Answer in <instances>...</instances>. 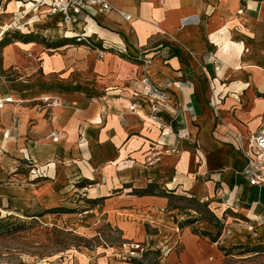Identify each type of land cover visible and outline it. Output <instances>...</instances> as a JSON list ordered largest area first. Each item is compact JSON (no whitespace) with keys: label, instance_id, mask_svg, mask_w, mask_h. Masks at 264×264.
Returning a JSON list of instances; mask_svg holds the SVG:
<instances>
[{"label":"crops","instance_id":"obj_1","mask_svg":"<svg viewBox=\"0 0 264 264\" xmlns=\"http://www.w3.org/2000/svg\"><path fill=\"white\" fill-rule=\"evenodd\" d=\"M20 1L0 4V26L22 23L0 42V209L90 236L115 228L164 252L162 264H223L203 235L214 226L175 224L169 195L185 193L234 205L264 243V186L240 175L229 129L248 135L264 120V0H107L68 27L102 58L66 38L59 14L21 13ZM28 164L45 178H27Z\"/></svg>","mask_w":264,"mask_h":264},{"label":"rangeland","instance_id":"obj_2","mask_svg":"<svg viewBox=\"0 0 264 264\" xmlns=\"http://www.w3.org/2000/svg\"><path fill=\"white\" fill-rule=\"evenodd\" d=\"M29 2L30 0H21L15 3L17 11L19 9L20 12L23 10L28 13L40 6L29 4L31 6L28 7ZM1 14L2 6L0 16ZM3 26L7 30L3 31L5 35L9 31L20 30L22 23L18 24L16 20H12ZM65 26L68 28L71 25ZM68 29L73 31L74 36L75 30ZM2 30L0 28V31ZM71 43L82 42H75L73 38ZM157 189L154 187L152 190ZM169 199L170 205L177 208L174 213L178 227L189 226L193 233L201 235L205 230L199 228L202 227L200 223L205 221L214 226L212 232L206 231L207 234L203 235L210 241H218L223 264H264V243L260 244L251 237L254 227H249L247 216L229 209L234 208V205L220 212L207 201L185 193L171 194ZM80 217L78 216V219ZM99 227L95 234L90 236L89 232L77 228L72 230L70 225L42 224L23 214L0 209V264H92V258L89 257L91 254L131 260L136 264L164 263V252L161 250L151 248L139 239H126L115 228ZM145 231L148 234L155 233L149 226L145 227Z\"/></svg>","mask_w":264,"mask_h":264},{"label":"built area","instance_id":"obj_3","mask_svg":"<svg viewBox=\"0 0 264 264\" xmlns=\"http://www.w3.org/2000/svg\"><path fill=\"white\" fill-rule=\"evenodd\" d=\"M31 2L32 6L36 4L46 7L49 15L59 14L63 25H72L84 11L88 13L93 10V12L100 13L112 8L107 0H31ZM120 12L124 19L129 20L131 18L129 13ZM0 28L3 29L0 33L1 37L4 36L3 31L6 32L7 30L4 29L3 25ZM85 33H74L73 38L76 42H82L80 45L96 49L95 42ZM104 50L103 47L96 49L98 58L103 57ZM211 103L217 110V105L220 103L219 95L216 96L212 92ZM229 129L232 131L233 138L231 144L244 159L240 175L245 179L248 186H264V120L260 126V131L248 135ZM28 176L32 180L45 178L46 169L28 164Z\"/></svg>","mask_w":264,"mask_h":264},{"label":"trees","instance_id":"obj_4","mask_svg":"<svg viewBox=\"0 0 264 264\" xmlns=\"http://www.w3.org/2000/svg\"><path fill=\"white\" fill-rule=\"evenodd\" d=\"M8 33V32H7ZM6 38V34L2 37V38H0V42L3 40V39H5ZM67 39H73V37H66ZM76 42V41H75ZM77 44H81V43H77ZM37 180H39V179H37ZM144 192H150V191H147V190H144ZM204 234V233H203Z\"/></svg>","mask_w":264,"mask_h":264},{"label":"bare ground","instance_id":"obj_5","mask_svg":"<svg viewBox=\"0 0 264 264\" xmlns=\"http://www.w3.org/2000/svg\"><path fill=\"white\" fill-rule=\"evenodd\" d=\"M31 5H32V4H31ZM60 25H61L62 28L64 27L62 23H61Z\"/></svg>","mask_w":264,"mask_h":264}]
</instances>
